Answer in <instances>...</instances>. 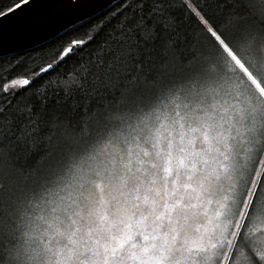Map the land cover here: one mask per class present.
<instances>
[{"label": "snow or ice", "instance_id": "1", "mask_svg": "<svg viewBox=\"0 0 264 264\" xmlns=\"http://www.w3.org/2000/svg\"><path fill=\"white\" fill-rule=\"evenodd\" d=\"M0 264H264V0H0Z\"/></svg>", "mask_w": 264, "mask_h": 264}]
</instances>
